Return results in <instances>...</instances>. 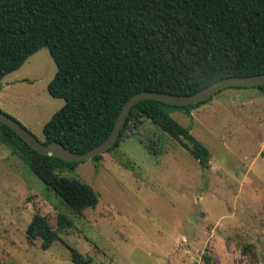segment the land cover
<instances>
[{
    "label": "rangeland",
    "instance_id": "374dc122",
    "mask_svg": "<svg viewBox=\"0 0 264 264\" xmlns=\"http://www.w3.org/2000/svg\"><path fill=\"white\" fill-rule=\"evenodd\" d=\"M48 47L0 81V107L44 141L65 99L50 94L57 72ZM210 150L199 161L151 120L130 123L98 162L75 173L99 195L70 212L56 193L0 142V264H75L67 244L93 264H264V93L226 88L188 116L172 112ZM67 211L74 227L48 249L27 228L39 212Z\"/></svg>",
    "mask_w": 264,
    "mask_h": 264
},
{
    "label": "trees",
    "instance_id": "16d2710c",
    "mask_svg": "<svg viewBox=\"0 0 264 264\" xmlns=\"http://www.w3.org/2000/svg\"><path fill=\"white\" fill-rule=\"evenodd\" d=\"M44 47L58 68L49 92L65 99L44 125V142L61 141L85 152L109 137L124 104L139 91L193 94L226 77L264 73V0H0V81ZM229 88L264 93V85ZM213 97L184 106L141 100L119 142L133 119L144 117L209 168V148L172 112L193 117L192 111ZM0 142L23 158L70 212L80 214L99 202L91 184L68 174L80 161L42 154L3 123ZM73 227L67 211L55 218L37 212L27 237H42L48 249ZM67 246L75 264H93L92 256Z\"/></svg>",
    "mask_w": 264,
    "mask_h": 264
},
{
    "label": "water",
    "instance_id": "95a60500",
    "mask_svg": "<svg viewBox=\"0 0 264 264\" xmlns=\"http://www.w3.org/2000/svg\"><path fill=\"white\" fill-rule=\"evenodd\" d=\"M260 85H264V73L226 77L193 94H174L158 90L139 91L132 95L124 104L115 127L109 137L85 152L72 150L61 141L55 140L46 143L40 140L23 123L15 117L5 113L3 110L0 111V123L11 127L31 147L42 154L57 156L67 161L82 162L91 160L98 155H104L119 142L122 130L128 121V117L133 107L141 100L155 99L176 106H184L207 101L218 92L229 87H256Z\"/></svg>",
    "mask_w": 264,
    "mask_h": 264
}]
</instances>
